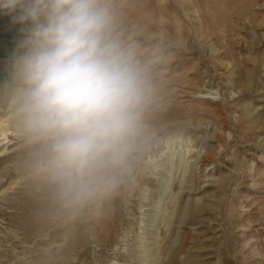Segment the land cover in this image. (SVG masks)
<instances>
[{"label": "rangeland", "instance_id": "rangeland-1", "mask_svg": "<svg viewBox=\"0 0 264 264\" xmlns=\"http://www.w3.org/2000/svg\"><path fill=\"white\" fill-rule=\"evenodd\" d=\"M248 1L117 0L154 85L146 142L117 195L74 212L0 92V264H264V0ZM21 27L0 13V80Z\"/></svg>", "mask_w": 264, "mask_h": 264}, {"label": "clouds", "instance_id": "clouds-1", "mask_svg": "<svg viewBox=\"0 0 264 264\" xmlns=\"http://www.w3.org/2000/svg\"><path fill=\"white\" fill-rule=\"evenodd\" d=\"M22 38L0 80L60 205L112 198L147 136L154 85L125 43L117 0H0Z\"/></svg>", "mask_w": 264, "mask_h": 264}, {"label": "bare ground", "instance_id": "bare-ground-1", "mask_svg": "<svg viewBox=\"0 0 264 264\" xmlns=\"http://www.w3.org/2000/svg\"><path fill=\"white\" fill-rule=\"evenodd\" d=\"M210 3H215V4H217L218 6H221V12H223L224 13V15H226V8H228V7H232V6H234L235 7V9H239L238 8V2H239V0H208ZM244 1H246L247 2V4L249 3V1L248 0H244ZM242 2V1H241ZM217 10H219V9H217ZM220 13V12H219ZM218 16H219V14H218ZM225 19H226V17H225ZM215 21H217V18H216V20ZM219 22V21H218ZM218 22H217V24H218ZM174 23V22H173ZM213 23V22H212ZM220 24V23H219ZM222 24V23H221ZM225 24V23H224ZM251 26H252V29H254V30H257L258 28H264V16L261 18V20L259 21V22H254V23H249ZM223 26V25H222ZM219 28V27H218ZM176 30L177 31H179L180 32V30H181V27L180 26H176ZM170 31H171V29H170ZM178 35V34H177ZM176 38V37H175ZM181 37L179 36V37H177V39H175V40H173V41H171L170 40V43L172 44V45H177V41L178 40H181L180 39ZM173 42V43H172ZM253 48L254 49H257V48H259V42L258 41H256V38H254L253 39ZM177 46H179V45H177ZM171 57V60L172 61H174V63H178V62H180V64H181V62L182 61H184L183 59H182V57H181V54H179V53H176V54H173V56H170ZM223 66L224 67H227L228 65L227 64H223ZM4 123L5 122H0V149L6 144V141H8V139H9V130L8 129H5L4 127H3V125H4ZM165 132V131H164ZM8 143V142H7ZM152 155V154H151ZM148 156H150V153H148ZM208 158H211V157H209L208 156ZM207 161H209V159H205L204 160V162L206 163ZM253 165L251 164V165H248V170L249 171H252V169H253V167H252ZM157 168V167H156ZM160 171V170H159ZM44 211V210H43ZM93 217L95 218L96 216L93 214ZM97 219V218H96ZM35 223V222H34Z\"/></svg>", "mask_w": 264, "mask_h": 264}]
</instances>
